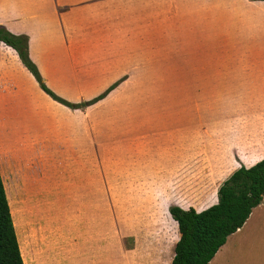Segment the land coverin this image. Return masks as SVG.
Listing matches in <instances>:
<instances>
[{"label": "crops", "instance_id": "crops-1", "mask_svg": "<svg viewBox=\"0 0 264 264\" xmlns=\"http://www.w3.org/2000/svg\"><path fill=\"white\" fill-rule=\"evenodd\" d=\"M0 26L28 37L30 59L65 100L91 99L121 80L95 104L71 109L47 95L0 41V158H13L25 190L44 181L30 169L48 159L55 201L78 204L79 218L89 201L88 156L104 152L89 130V110L131 75H196L223 60L230 81L264 87V0H0ZM182 164L181 156L167 159L161 180L167 183ZM0 173L6 190L2 163ZM228 253L240 259L264 254V197L207 264H229Z\"/></svg>", "mask_w": 264, "mask_h": 264}, {"label": "rangeland", "instance_id": "rangeland-1", "mask_svg": "<svg viewBox=\"0 0 264 264\" xmlns=\"http://www.w3.org/2000/svg\"><path fill=\"white\" fill-rule=\"evenodd\" d=\"M228 69L217 60L196 75H131L89 110V130L104 152L88 156L81 218L78 204L55 201L48 159L30 169L44 181L27 191L13 158L1 153L24 264H170L179 232L169 207H208L232 169L264 158V87L230 81ZM177 156L183 164L166 183L165 162ZM225 257L229 264H264V254Z\"/></svg>", "mask_w": 264, "mask_h": 264}, {"label": "trees", "instance_id": "trees-1", "mask_svg": "<svg viewBox=\"0 0 264 264\" xmlns=\"http://www.w3.org/2000/svg\"><path fill=\"white\" fill-rule=\"evenodd\" d=\"M0 41L13 48L39 87L53 100L71 108L83 109L105 98L121 80L88 100L70 102L47 87L37 66L28 55V37L13 34L0 26ZM264 197V158L249 167L240 165L217 189V202L196 211L177 205L169 207L177 223L179 238L170 264H207L227 237L239 229L253 207ZM0 264H24L12 219L8 198L0 173Z\"/></svg>", "mask_w": 264, "mask_h": 264}]
</instances>
